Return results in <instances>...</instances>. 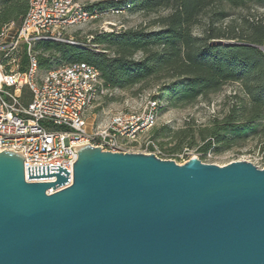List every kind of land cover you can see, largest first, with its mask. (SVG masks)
Instances as JSON below:
<instances>
[{"label":"water","instance_id":"1","mask_svg":"<svg viewBox=\"0 0 264 264\" xmlns=\"http://www.w3.org/2000/svg\"><path fill=\"white\" fill-rule=\"evenodd\" d=\"M263 51V47H257ZM26 168L0 153V264H264V169L77 152Z\"/></svg>","mask_w":264,"mask_h":264},{"label":"trees","instance_id":"2","mask_svg":"<svg viewBox=\"0 0 264 264\" xmlns=\"http://www.w3.org/2000/svg\"><path fill=\"white\" fill-rule=\"evenodd\" d=\"M250 3L264 5V0H124L102 1L88 8L100 14L122 10L128 14H149L161 10L170 13L157 20L158 29H129L122 32H98L92 35V47L68 43L39 42L33 51L38 70H52L50 59L58 56L66 65L83 63L96 69L106 91L127 90L155 82L160 93L158 112L163 107L181 108L207 99L226 84H235L238 93L230 97L228 111L205 126L186 125L176 134L178 145L170 153L201 142L198 151L205 155L219 147L229 148L250 137H264V18L231 21L224 6L245 8ZM28 0H0V28L19 26ZM209 12V13H208ZM206 22L199 34L194 33L201 16ZM219 41H227L225 43ZM21 72L27 69L22 49ZM42 55H48L43 57ZM28 101V93L22 92ZM160 135L153 128V142ZM189 140V142H186ZM153 149L152 147H149Z\"/></svg>","mask_w":264,"mask_h":264},{"label":"built area","instance_id":"3","mask_svg":"<svg viewBox=\"0 0 264 264\" xmlns=\"http://www.w3.org/2000/svg\"><path fill=\"white\" fill-rule=\"evenodd\" d=\"M102 1L124 0H28L19 26L8 24L0 28V153L11 152L23 158L24 179L28 183L56 181L55 176L28 180L29 167L59 166L68 171L69 182L47 189L46 195L71 185L73 165L81 148L137 153L133 148L138 139L152 130L157 120L158 104L148 100L142 110L112 115L104 127L88 130L86 113L107 92L99 72L87 64L75 63L37 77L38 63L33 51L37 43L75 45L72 37L66 35L71 29L102 16L124 14L122 10L104 14L88 10ZM19 49L25 51L27 58L23 72L14 55ZM23 91L28 93L27 102L22 98ZM144 146L152 147L153 142L146 141Z\"/></svg>","mask_w":264,"mask_h":264},{"label":"rangeland","instance_id":"4","mask_svg":"<svg viewBox=\"0 0 264 264\" xmlns=\"http://www.w3.org/2000/svg\"><path fill=\"white\" fill-rule=\"evenodd\" d=\"M224 9L229 17L223 23H217L216 26L224 27L231 21L238 22L243 18H264V5L262 4L250 3L245 8H231L225 5ZM169 13L170 10H161L149 14L106 15L84 26L73 28L66 35L72 37L75 45L92 47L90 40L95 33L122 32L140 28L149 31L156 30L159 27L157 20ZM205 22L206 15H203L193 30L195 34L201 32ZM219 42L225 43L227 41ZM22 53V49H19L14 55L19 59ZM34 53L36 56L41 54L40 52ZM14 55L12 54V57ZM42 56L48 57V55ZM50 64L51 69L66 65L58 56L51 57ZM44 73L45 71L38 70L37 77H41ZM235 93H238V87L235 84H226L218 93L210 95L207 99H199L192 105L181 108L163 107L158 112L156 123L153 126L160 135L159 138L153 140V149L144 146L145 142L150 140V129L138 139L133 150L137 153L152 154L161 160H172L177 164H183V161L197 158L204 164L220 167L232 162L245 161L255 167L263 168L264 137H250L237 145H232L229 148L219 147L205 155L198 151L201 142L195 138L193 147L186 148L184 146L181 152L170 153V150L178 145V139L175 137L177 133L187 130L186 125L194 124L195 127H200L207 125L215 117L220 119L228 111L231 103L229 98ZM159 96L158 85L155 82L137 85L127 90L111 89L86 113L87 128L93 130L96 127H104L109 118L115 114L138 112L144 108L148 100H159Z\"/></svg>","mask_w":264,"mask_h":264}]
</instances>
